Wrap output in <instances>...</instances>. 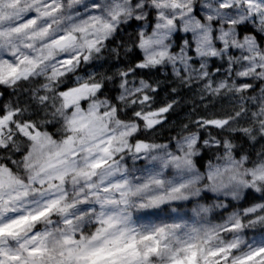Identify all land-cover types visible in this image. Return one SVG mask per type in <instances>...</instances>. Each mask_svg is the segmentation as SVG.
I'll list each match as a JSON object with an SVG mask.
<instances>
[{"label": "snow or ice", "instance_id": "snow-or-ice-1", "mask_svg": "<svg viewBox=\"0 0 264 264\" xmlns=\"http://www.w3.org/2000/svg\"><path fill=\"white\" fill-rule=\"evenodd\" d=\"M0 264H264V0H0Z\"/></svg>", "mask_w": 264, "mask_h": 264}]
</instances>
